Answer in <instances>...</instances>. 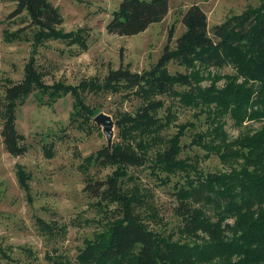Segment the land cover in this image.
<instances>
[{
	"label": "trees",
	"instance_id": "1",
	"mask_svg": "<svg viewBox=\"0 0 264 264\" xmlns=\"http://www.w3.org/2000/svg\"><path fill=\"white\" fill-rule=\"evenodd\" d=\"M11 1L16 4L12 15L25 12L28 25L35 30L34 46L59 36L78 43L81 50L86 48L81 28L63 33L57 28L63 18L49 0ZM168 9L169 0H121L106 30L117 35L137 34L161 21ZM181 22L184 31L176 37L175 46L167 43L150 69L137 72L120 65L108 70L102 82L82 79L67 87L64 83H45L33 59H29L22 80L6 86L1 134L7 152L14 156L28 150L25 136L16 129L15 111L33 91L39 90L52 100L71 93V120L79 117L87 123L99 109L85 102V92L138 87L142 103L136 113L119 115L115 120L121 140L85 157L87 164L115 167L105 179L88 177L84 190L92 197L116 202L122 215L93 239L85 240L76 256L78 264H264V0L256 7L227 16L211 29L204 10L193 2L182 13ZM172 32L170 28L169 40ZM21 33L22 27L5 29L3 36L7 41L22 40ZM171 60L184 62L186 68H193L195 61L227 63L235 72L202 76L199 70L192 69L189 73H170L167 64ZM206 76L211 82L202 88L199 83ZM221 78L223 85H217ZM162 94L180 105L202 107L208 127L197 133L190 144L217 154L226 169L201 172L191 162L180 159L178 138L182 129L169 136L163 151L147 156L160 138V131L170 123L169 118L162 121L155 115L164 106L163 100L156 97ZM169 115H173L171 111ZM226 116L235 127L252 122L260 126L229 139L224 128ZM46 153L50 154L49 149ZM147 161L153 173H184L185 181L175 186L174 213L181 220L179 231L187 241L162 236L132 214V201L139 197L124 192L120 179L126 176L127 167ZM100 200L96 204L100 205ZM37 221L40 228L52 232L48 223L40 218Z\"/></svg>",
	"mask_w": 264,
	"mask_h": 264
},
{
	"label": "rangeland",
	"instance_id": "2",
	"mask_svg": "<svg viewBox=\"0 0 264 264\" xmlns=\"http://www.w3.org/2000/svg\"><path fill=\"white\" fill-rule=\"evenodd\" d=\"M49 1L60 10L63 21L57 28L62 33L82 29L84 50L78 43H69L59 36L34 46L35 30L28 25L26 13L12 15L15 2L0 0V264H78L76 256L85 240L93 239L110 221L121 217L116 202L100 200L84 190L88 177L105 179L112 175L115 167L95 162L87 164L85 157L104 145L110 146L121 140L116 118L134 115L142 103L136 92L138 87L85 92V102L92 109H99L85 123L82 118L77 117L74 121L70 118L73 111L71 93L52 100L39 90L33 91L15 111V126L25 136L28 150L22 155H11L1 134L2 104L6 86L24 77L25 63L33 59L45 83H64L67 87L77 85L82 79L96 78L102 82L108 70L120 65L141 72L154 66L167 43L170 47L175 46L176 37L184 31L181 15L193 2L206 13L209 29L227 16L256 7L261 2L169 0L168 12L161 21L151 23L137 34L117 35L107 32L106 24L121 0ZM19 27L23 28L22 40L7 41L4 38L5 29L14 31ZM170 28L173 32L169 40ZM203 63L195 61L193 68H186L184 62L171 60L167 69L170 73H189L194 69L202 76L235 72L227 63ZM210 82L206 76L199 85L204 88ZM216 83L223 85L224 79ZM156 97L164 103L157 110L156 118L162 121L169 118L170 123L160 131V138L149 148L147 156L151 158L157 151H163L169 136L182 129L178 138L180 159L191 162L201 172L226 169L217 154L190 144L197 133L208 127L202 107L180 105L167 94ZM211 107L214 108L213 104ZM99 113L107 114L111 119L109 134L94 119ZM224 120L229 139L260 126L259 122H252L235 127L228 116ZM150 164L147 161L140 166H129L126 176L120 179L124 192L139 197L132 201V214L162 236L187 241L179 231L181 220L174 213L177 204L175 186L185 181L184 173L167 175L157 170L153 173ZM191 173L193 175V171ZM99 200L100 205L96 204ZM39 218L50 225L52 232L38 226Z\"/></svg>",
	"mask_w": 264,
	"mask_h": 264
},
{
	"label": "water",
	"instance_id": "3",
	"mask_svg": "<svg viewBox=\"0 0 264 264\" xmlns=\"http://www.w3.org/2000/svg\"><path fill=\"white\" fill-rule=\"evenodd\" d=\"M95 121L105 127L106 133L109 134L111 130V119L107 114L99 113L94 117Z\"/></svg>",
	"mask_w": 264,
	"mask_h": 264
}]
</instances>
